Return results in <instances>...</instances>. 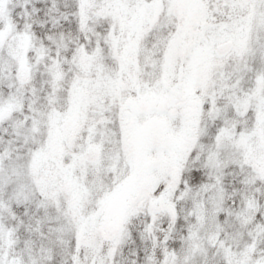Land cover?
I'll return each instance as SVG.
<instances>
[{
	"label": "snow or ice",
	"instance_id": "snow-or-ice-1",
	"mask_svg": "<svg viewBox=\"0 0 264 264\" xmlns=\"http://www.w3.org/2000/svg\"><path fill=\"white\" fill-rule=\"evenodd\" d=\"M0 264H264V0H0Z\"/></svg>",
	"mask_w": 264,
	"mask_h": 264
}]
</instances>
